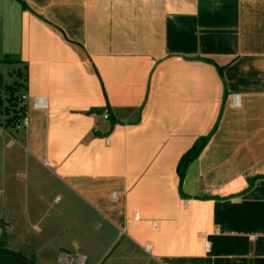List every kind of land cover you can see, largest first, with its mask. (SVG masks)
Listing matches in <instances>:
<instances>
[{
    "label": "crops",
    "instance_id": "1",
    "mask_svg": "<svg viewBox=\"0 0 264 264\" xmlns=\"http://www.w3.org/2000/svg\"><path fill=\"white\" fill-rule=\"evenodd\" d=\"M8 56L29 123L0 126V178L60 263L264 264V0H0Z\"/></svg>",
    "mask_w": 264,
    "mask_h": 264
},
{
    "label": "rangeland",
    "instance_id": "2",
    "mask_svg": "<svg viewBox=\"0 0 264 264\" xmlns=\"http://www.w3.org/2000/svg\"><path fill=\"white\" fill-rule=\"evenodd\" d=\"M17 69H18L17 65H3V64L0 65V73L3 75V81L6 84H12L13 81L18 80L16 76L17 73L15 72ZM14 140L17 141V145H15L16 146L15 149L20 148L19 146L21 144L19 143L20 140L18 139V137H15ZM11 141H13V139L6 137V139H4L2 145L0 146V149H5L4 148L5 144L8 143L9 145ZM7 152L8 151L5 152L6 154L3 159L0 155V164L1 161L4 162L6 160ZM10 153L11 152H8V154ZM22 174H24L25 177L31 178L30 174L25 169L22 170ZM11 180H14L16 182L17 179H14L12 177L11 172L9 170H8L7 180L0 178V186L7 184V191L0 192V224L4 223L5 226L4 233L6 234L5 237H3L2 234H0V238L1 237L3 239L5 238L4 240L7 241L6 248L15 254L23 256L28 260H33L36 264H62L58 261L59 257L61 256L60 254L61 252L56 248L59 247L58 240L55 239L54 241H52V235L37 234L39 233L37 229L32 228L34 225H37V228L42 230L45 227V223L47 219L45 220L44 218V220L39 224L38 221L32 220L31 221L32 227L30 228L28 227L26 212L28 210L27 204L29 203L30 196L32 195L31 188L29 189L28 192V186L26 180L22 179L21 181L16 182V185H14L16 187V190L14 191V187H11V185L13 186V184L15 183H12ZM11 194L12 195L16 194V196L22 200V203L19 204V206L17 204H13L12 206L13 214L10 212L11 203L9 200ZM50 196L51 198L46 203V206L48 207L47 210L49 211V213L53 214L55 213L56 210V209L53 210V208L56 206L55 205L51 206L54 195L50 193ZM50 221L51 220H48L47 226ZM60 237L62 243H67L65 239H67L68 234L67 235L63 234ZM67 244L63 246L65 251L71 250L69 245ZM62 253H67V252H62ZM69 253H71L75 258L72 264H77V257H75L77 255L76 252L71 250ZM114 254H116V252ZM109 260L105 261L104 264H107ZM87 264H93V260H90Z\"/></svg>",
    "mask_w": 264,
    "mask_h": 264
},
{
    "label": "trees",
    "instance_id": "3",
    "mask_svg": "<svg viewBox=\"0 0 264 264\" xmlns=\"http://www.w3.org/2000/svg\"><path fill=\"white\" fill-rule=\"evenodd\" d=\"M17 63H19L18 60L11 59L9 56L0 61V65H13ZM15 72L17 73L16 76L18 80L13 81L12 84H6L3 81V75L0 73V117L4 118L3 120H0V126H3L6 129L19 128L25 118V107L21 103V94L26 89L28 78L24 69H17ZM211 135L212 133L207 137L198 139L192 148L182 156L178 164V175L181 182L185 179L186 172L190 165L199 158L209 142ZM0 264L35 263L32 260H28L7 249L5 246V240L0 238Z\"/></svg>",
    "mask_w": 264,
    "mask_h": 264
},
{
    "label": "built area",
    "instance_id": "4",
    "mask_svg": "<svg viewBox=\"0 0 264 264\" xmlns=\"http://www.w3.org/2000/svg\"><path fill=\"white\" fill-rule=\"evenodd\" d=\"M34 105L38 108L45 109L46 108V101L43 98H35L34 99ZM233 105L236 107L240 105V97L238 95H233ZM104 119H106V120L109 119V115L105 114ZM28 123H29V119L27 117H25L19 128L27 127ZM84 261H85V259L83 256H78V263L79 264H83Z\"/></svg>",
    "mask_w": 264,
    "mask_h": 264
}]
</instances>
